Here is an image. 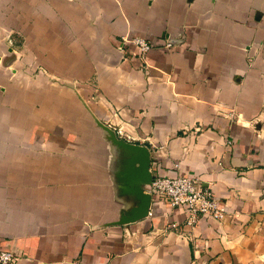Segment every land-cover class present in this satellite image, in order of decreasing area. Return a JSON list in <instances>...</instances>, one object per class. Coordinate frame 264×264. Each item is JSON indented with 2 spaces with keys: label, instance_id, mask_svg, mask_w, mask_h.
Listing matches in <instances>:
<instances>
[{
  "label": "crops",
  "instance_id": "1",
  "mask_svg": "<svg viewBox=\"0 0 264 264\" xmlns=\"http://www.w3.org/2000/svg\"><path fill=\"white\" fill-rule=\"evenodd\" d=\"M98 122L223 216L187 221L145 184L147 213L116 223L134 163ZM0 249L9 264H264V0H0Z\"/></svg>",
  "mask_w": 264,
  "mask_h": 264
},
{
  "label": "built area",
  "instance_id": "2",
  "mask_svg": "<svg viewBox=\"0 0 264 264\" xmlns=\"http://www.w3.org/2000/svg\"><path fill=\"white\" fill-rule=\"evenodd\" d=\"M124 42L136 46L141 52L153 45L151 41L137 35L123 38L121 44ZM163 45L168 46L169 42L166 41ZM113 125L118 134L129 135L122 125ZM195 182L194 177L179 173L157 174L152 176L149 189L166 197L170 205L184 206L187 221H193L199 214L219 220L225 212L223 204L210 190L196 188ZM171 225L173 226L174 223ZM13 258L14 254L11 251L0 249V264H9Z\"/></svg>",
  "mask_w": 264,
  "mask_h": 264
},
{
  "label": "water",
  "instance_id": "3",
  "mask_svg": "<svg viewBox=\"0 0 264 264\" xmlns=\"http://www.w3.org/2000/svg\"><path fill=\"white\" fill-rule=\"evenodd\" d=\"M98 123L107 132L112 143L127 150V157L134 163V166L124 171L123 175L127 178V189L134 194L137 202L128 213L120 215L115 222L123 223L143 217L150 204V193L143 189V185L149 184L152 178L148 149L144 145L116 138L110 128L101 122Z\"/></svg>",
  "mask_w": 264,
  "mask_h": 264
},
{
  "label": "rangeland",
  "instance_id": "4",
  "mask_svg": "<svg viewBox=\"0 0 264 264\" xmlns=\"http://www.w3.org/2000/svg\"><path fill=\"white\" fill-rule=\"evenodd\" d=\"M130 36H133V35H122L121 37H120V42H122L123 41V38H129ZM146 39V38H145ZM148 40V39H147ZM150 41V40H149ZM123 44H125V45H127V44H130V43H123ZM31 64V63H30ZM32 66L34 67L35 66V62H32ZM37 70H38V68H37ZM35 73V72H34Z\"/></svg>",
  "mask_w": 264,
  "mask_h": 264
}]
</instances>
